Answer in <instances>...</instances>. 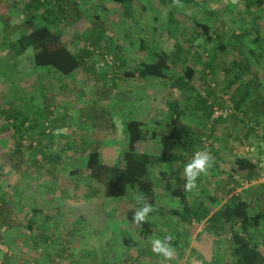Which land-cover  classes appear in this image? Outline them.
I'll use <instances>...</instances> for the list:
<instances>
[{"label":"rangeland","instance_id":"1","mask_svg":"<svg viewBox=\"0 0 264 264\" xmlns=\"http://www.w3.org/2000/svg\"><path fill=\"white\" fill-rule=\"evenodd\" d=\"M79 2L84 21L79 20L74 25L70 22L76 19L74 14L67 18L64 15V21L67 20L64 37L69 38L75 50L83 46L88 35L97 33L95 36H98L94 26L99 24L105 29L104 49L111 54L107 57L109 61L99 54L93 55L87 62L90 67L86 64L65 78L46 74L44 67H35L30 47L17 54L19 47L12 36H18L19 30L11 31L12 34L10 30L1 31L5 26L0 23V241L8 248L7 252L0 250V264H161L163 258L153 253L150 241L157 237L162 239L164 231L173 234L177 229L181 238L187 240V247L182 256L175 249L174 258L166 264H202V259L192 249L212 264H224L230 259L232 234L229 228L211 226L209 218L226 200L225 189L240 179L235 192L257 198L261 202L259 208H264V104L261 110L254 108L238 120L229 115L233 102L230 92L240 82L249 80L251 72L263 71L256 63H251L246 54L236 53L232 44L225 51L216 50L211 54L220 33L228 41L232 34L245 29L236 19L241 20L243 13L246 14L243 0H181V6L172 4L176 14L198 21V26L193 25L192 34L176 21L168 23L169 27L164 24L170 16L166 6L158 0H135L134 16L138 20L134 22L122 17L123 7L110 0ZM10 7L11 4L4 6L3 18L8 16ZM258 8L264 10V0L257 2L254 9ZM22 18L23 15H14L12 21ZM201 23L210 25L209 37L202 32ZM245 25L253 28L251 24ZM254 34L257 33L252 30L251 36ZM142 37L147 45L161 43L172 58L173 65L167 70L166 80L126 73L136 71L141 56L149 58L147 52L139 48ZM259 47L263 49L262 45ZM233 55L238 57L244 75L229 87L233 72H226L225 68ZM248 63H251L250 73L245 69ZM189 65L195 70L194 76L176 86V79L184 75ZM209 65V71L205 72ZM214 80L218 83H213ZM207 90H211V98L207 97ZM198 95L212 104L211 116L203 112V107L194 109ZM172 104L181 108L182 126L179 127L182 131L190 128L198 132L201 124H205L198 133L204 143L195 152L207 149L217 164L198 178L195 192L219 196L221 201L216 205L206 201L209 210L200 220L191 218L180 222L179 217L173 216L166 226H155L154 232L147 235L146 223L138 226L132 222L138 206L131 202L121 210L104 197L102 186L92 179L85 165L86 157L89 150L95 148L104 163L121 164V152L127 145L126 121L141 119L156 129L159 121L162 122L160 129L165 130L169 126L165 120L171 115ZM16 108L21 111L17 126L24 122V126L19 125L23 129L20 143L15 120L10 116ZM91 108L96 114L99 112L98 116ZM253 122H259L257 127ZM170 127L166 131L170 132L168 138L162 137L160 144L183 139L184 134L178 133L175 124ZM48 128L52 133L44 138L42 130ZM33 140L34 146L28 145ZM40 140L49 151L47 148L45 152L40 151ZM148 143L144 151L154 157L161 154L163 149L155 146V141ZM212 148L217 150L216 155ZM176 150L169 147L171 152ZM56 153L60 158L55 163L45 158ZM239 155L258 162L256 178L248 180L246 172H238L235 159ZM156 164L167 172L182 166L181 162L168 163L166 159ZM162 200L167 207L183 209L182 203L168 194ZM180 209V214L184 213L185 210ZM124 231L138 241L137 247L124 246ZM250 237L256 238L264 248V233L252 231ZM182 239L179 241L183 242ZM14 248L22 252L15 256Z\"/></svg>","mask_w":264,"mask_h":264},{"label":"trees","instance_id":"2","mask_svg":"<svg viewBox=\"0 0 264 264\" xmlns=\"http://www.w3.org/2000/svg\"><path fill=\"white\" fill-rule=\"evenodd\" d=\"M110 1L123 7V11L120 13L122 17H126L128 20L133 19V22L138 20L134 16L136 13V9L133 6L135 0ZM158 1L166 6V11L170 16V19L167 18L164 24H167L169 27V24L176 21L179 25L181 24L183 27H186L191 34L195 32V27L193 25L196 24L198 26V21H196L195 18L189 17L188 15L184 16V14H176L172 6L173 0ZM258 1L259 0H243L246 14L243 13L244 15H242L243 18L241 20L237 17L236 19L240 24L245 26V29L240 30L239 33L232 34L228 41H225L222 36L223 33H220L219 39H216V45L211 49V54L216 50L218 52L225 51L228 46L232 44L236 53L246 54L250 62L256 63L263 71L251 72L252 77L249 78V80L243 83L240 82L235 90L230 92L233 102L231 103L232 106L229 115L235 120H238L240 117L244 118V114H248L254 108L261 110V106L264 104V59H262V57L264 58V10H260L259 8V10L254 9ZM7 4H11L12 7L16 9L17 13L23 15L24 19L23 22L20 23L19 28L16 29L19 30V37L16 41L19 47L16 49L17 54L23 53L26 48L30 47L32 49L31 60L33 65L35 67H44L47 71L46 74H54L55 76L60 75L65 78L78 70V68L85 66L89 58L93 55L99 54L102 57H106L109 56L108 54H111L104 49L105 42H102V38L103 34H105V29L99 24L94 26V31L99 33L98 36H95L97 33L88 35L86 41L84 40L83 42V46L75 50L69 43V38L67 39V36L66 38L64 37L66 33L65 26L67 25V20L66 22L64 21V15L67 18V15L70 16L71 13H73L77 20L75 19L70 22L74 25L78 23L77 21L82 20L81 17H84L83 12H81L82 9L79 0H0V7H4ZM237 13L238 11L236 14ZM180 15L182 16L180 17ZM97 16L98 15L95 17ZM1 22L4 23L5 28H11V26L15 25L14 22L10 20L9 16L3 18L2 15H0V23ZM244 23L248 25L251 24L253 28L250 29V27L246 26ZM178 24L177 26H179ZM199 26L202 28V32L206 34L205 36L209 37L208 32L210 30V25L201 23ZM260 29H263L261 33H259ZM252 30L257 34L251 36ZM84 33H86V31ZM191 37L194 38L196 36ZM140 39L142 44L139 48L147 52L149 60L141 56V58L138 59V64L135 66L136 71H126V73L139 78L153 76L157 79L166 80L169 77L167 70L173 65L169 53L163 50L161 43L147 45V41L144 40L145 38L142 37ZM209 39L212 38L210 37ZM259 45H262L263 49H260ZM232 59L233 60L229 63L230 66L228 65V67L225 68L226 72H233L230 82H228L230 84L229 87L241 80L244 75V70L241 69L242 67L241 63L238 62V57L236 58L233 55ZM238 63H240V65H238ZM251 63H248V67H245L249 73L250 71L248 68H250L249 66H251ZM88 66L90 67V65ZM210 67L209 65L205 72L209 71L208 69H210ZM91 68L95 69V66H91ZM194 74L195 70L189 65L184 75L176 79V86L178 85L179 87V85L185 84L186 81L192 79ZM60 80L62 82V79ZM214 81L213 83H218L217 80ZM58 86L64 88V85ZM206 92L207 97L211 98V90H207ZM211 105L212 104H208L207 98H201L198 95L195 108H193L197 109L203 107V112L206 113L207 116H211L214 111ZM171 108V115H169L168 120H165V123L169 126H167L165 130L160 129L162 122L159 121L155 124L158 129L141 119L130 118L126 121L125 131L127 133V145L124 151L121 152V164L118 162L112 165L104 163L100 160V153L95 148L90 149L86 157L85 165L90 170L92 179L102 186L103 196L111 199L112 202L116 204V208H121L122 210L124 207L127 208L131 202H134L131 204L137 205L136 197L138 195H143L145 199L153 205L155 211L149 213V221L145 222L147 227L144 231L148 233L147 235H151V233L154 232L153 228H155V226H166V223L172 220L173 216L179 217L180 222L181 220L189 221L191 218L200 220L209 210L208 207L205 206L206 201H209L212 205H216L221 201L219 196L217 198L212 194L203 195V192L198 191V193H196L195 190L190 193L189 191H185L184 185L186 181L184 178V168L193 158L194 152L198 149V146L204 143L203 137L201 138V134L198 133L203 130L205 124H201L202 128L198 132H193L190 128L185 129L187 131H182L181 127H179L182 126L180 120L181 108L178 104L177 106L172 104ZM91 110L92 112L94 110V113L96 112L94 108H91ZM14 112L15 113H12L10 116L15 120V132L18 134L20 143L23 129L22 127L20 128L19 125L24 126V122L21 121L17 126V120L21 111L17 109V111ZM97 114H99V112H97ZM25 117L28 118L27 116ZM221 117L220 115V118ZM253 119H255V117ZM253 123H255L257 127V123L259 122ZM173 124L178 128L179 134H184L183 139L173 140L171 143H161V145L160 139L162 137L168 138L170 132H166L168 130L167 128H171L170 126H173ZM8 126L9 125H7V127ZM48 129L42 130V136L44 138H46V134L52 133L51 129ZM54 129L57 130L56 126ZM59 136L65 137L64 134H60ZM152 141H155V146H159L163 149L161 154L157 157H154L148 151H144V149L149 146H147V143ZM262 143L264 144V133L262 136ZM167 144L169 145L167 146ZM28 145L34 146V140L33 142H29ZM169 147H175L177 152L169 151ZM46 148L47 151H49L47 145H44L40 140V151L45 152ZM214 150L216 155L217 150ZM216 157L217 156H215V158ZM45 158L55 163V161H58L59 154L56 153L54 156L49 154ZM162 159H166L168 163L181 162L182 166L170 169V172L161 170L156 163H161ZM216 164L217 163L214 162V166H216ZM235 165L237 170H239L238 172H246L248 180L258 176V162L256 160L247 158L244 155H239L235 159ZM235 181V185L229 189H225V194L228 196L226 200L220 204V208L212 213L209 218L210 225L219 229L229 228L232 234L230 259L224 264H264V248L256 241V238L250 237V232L252 231L258 230L260 233H264V208H259L261 202H259L257 198H250L240 192H235L241 180L236 179ZM167 194L174 199H178L182 203L183 209H179L181 211L185 210L184 213L180 214L179 209L167 207L162 203L164 200H162V197ZM191 195H193L192 199ZM195 201L198 202L196 205H193ZM137 206L139 207L141 205ZM122 213L124 214L125 212ZM174 229L176 230V228ZM166 235L172 237V246L178 250V254L182 256L187 247V240L181 238L179 229L174 231L173 234L164 231L163 236L165 237ZM181 239L183 242L179 241ZM122 243L127 248H135L138 246V241L131 237L128 231H124ZM192 252L196 254L198 258L202 259V264H212V262L204 260L201 254H197L195 249H192Z\"/></svg>","mask_w":264,"mask_h":264},{"label":"clouds","instance_id":"3","mask_svg":"<svg viewBox=\"0 0 264 264\" xmlns=\"http://www.w3.org/2000/svg\"><path fill=\"white\" fill-rule=\"evenodd\" d=\"M173 4L181 6L180 0H173ZM214 164V157L207 150H198L194 153L193 158L185 165L184 178H185V191H194L197 189V180L202 175H206ZM137 205H141L135 208L132 215V222L138 226H142L143 223L148 222L149 213L155 211L153 205L149 203L143 195L136 197ZM172 237L166 235L162 239L157 237L153 238L150 242L152 245V251L157 256L163 258L161 264H166L174 258L175 248L172 246Z\"/></svg>","mask_w":264,"mask_h":264},{"label":"crops","instance_id":"4","mask_svg":"<svg viewBox=\"0 0 264 264\" xmlns=\"http://www.w3.org/2000/svg\"><path fill=\"white\" fill-rule=\"evenodd\" d=\"M0 8L3 9V10L0 9V15H1L2 13L5 12V8L2 7V6H1ZM11 10H12V11H15V12L12 14V13L10 12ZM7 13H8V16H9L10 20H12V18H14V15H15V16H20V14L17 13L16 9H14L13 7H10V8L8 9V12H7ZM23 20H24L23 18H22L21 20H18V21L15 20V22H14L15 25H14V26H11V28H10V27H6V28L4 27V28H1L2 30H1V29H0V30H1V31L10 30L9 33H11V31H15L17 28H19V25H20V23L23 22ZM12 22H13V21H12ZM43 22H44V21H43ZM11 34H12V33H11ZM11 34H10V35H11ZM17 34H18V33H17ZM5 35H6V34H4L3 36L5 37ZM3 36H1V37H3ZM4 37H3V38H4ZM12 37H13V38H16V40H17L18 37H19V34H18V36H17L16 34H14ZM43 75H44V74L42 73V77H43ZM59 158H60V157H59ZM59 158H58V159H59ZM13 251H14V254H13V255H15V256H16L18 253L22 252L21 250H18V249H15V248H14ZM11 254H12V253H11ZM1 264H2V263H1Z\"/></svg>","mask_w":264,"mask_h":264},{"label":"built area","instance_id":"5","mask_svg":"<svg viewBox=\"0 0 264 264\" xmlns=\"http://www.w3.org/2000/svg\"><path fill=\"white\" fill-rule=\"evenodd\" d=\"M107 57H109V56H106V58H107ZM107 59H108V61H109L110 58H107ZM246 182H248V181H246ZM4 246H5V244H4L3 242L0 241V250H1V249H4L5 252H7V251H8V248H6V246H5V247H4Z\"/></svg>","mask_w":264,"mask_h":264}]
</instances>
